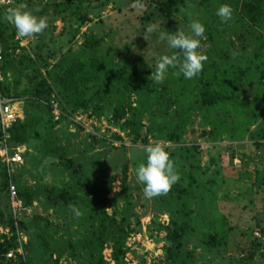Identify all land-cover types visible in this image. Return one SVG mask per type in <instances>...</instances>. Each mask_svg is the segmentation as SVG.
Here are the masks:
<instances>
[{"label":"rangeland","instance_id":"rangeland-1","mask_svg":"<svg viewBox=\"0 0 264 264\" xmlns=\"http://www.w3.org/2000/svg\"><path fill=\"white\" fill-rule=\"evenodd\" d=\"M165 1L8 0L5 4L3 12L10 7H21L47 19L48 27L33 37L18 36L6 21L2 25L7 41L16 48L12 60L15 63L20 59L25 61L26 56L36 62L34 72L26 70L21 73L18 89L25 88L27 81L36 82L43 77L52 88L50 98L60 104L62 112L58 122L50 120L48 123L49 115L42 102L41 112L32 106L39 103L38 100L31 105L24 97H12L21 118L24 111L33 118L38 114L30 129L36 135L30 140V146H23V163L12 167L4 165L8 185L16 181L27 189L38 191L30 206L23 207L21 201L14 202L18 208L15 214L13 209L11 211L16 220L18 245L13 250L16 258H29L27 264H87L82 254L72 255L64 244L60 249L50 248L53 254L48 258L39 247V240L34 235L28 237L31 232L28 225H24L25 231L18 226V221L39 217L40 227L43 229L49 224L44 232L59 245L78 238L89 227L85 215L77 218L71 209L49 208L44 199V188L79 193L71 167L64 165L66 159H72L84 169L85 184H100L101 173L106 174V178H113L107 195L108 214L120 219L126 212L125 206L129 208V233L120 264H169L165 237L167 227L172 226V201L167 200L171 196L145 199L142 186L135 179V168L144 160L143 147L160 144L169 152L180 176L175 184H188L192 179L196 183L195 199H191L190 207L191 216L199 223L200 229L206 230L208 223H215L219 228H229L230 234L227 251H214L213 256L200 246L198 239H193L185 244L191 258L182 255L179 264H264V184H260L257 178L259 172L264 173V138L256 129L257 125L264 123V99L258 78L243 69V64L252 57L256 43L248 33L245 34L247 40H240L237 36L242 31L239 27L251 30V26L234 8L230 22L219 21L216 8L224 3L233 7L231 0H213L207 5L202 0H192L167 18L158 10L159 3ZM58 2L60 5L55 6ZM239 18H242L241 25L236 22ZM193 20L200 21L206 28V38L201 39L198 49L208 58L202 71L214 67L226 68L228 72L236 69L239 77L234 88L237 108L257 115L241 138L235 137L237 131L232 127L229 111L225 113L203 106L199 97L194 96L195 77L186 80L172 68L159 82L153 79L156 57L169 54L166 41L158 38L159 31L175 32L179 28L187 34L190 31L188 25ZM149 26L156 31L148 33ZM79 58H86L93 66H99L96 80L86 85L84 96L90 99L95 92L100 94L97 99L89 101L87 108L72 110L66 98L63 99L54 89L50 75L73 72L71 68ZM139 63L145 65L156 83V91L168 98L167 118L172 119L175 110L183 115V130L177 142L165 139L167 125L162 133L148 129L149 120L144 117L140 133L147 143H133L129 130L122 125L125 118L116 121L112 117L115 82L126 77ZM73 75L75 78L79 74ZM5 77L7 82L12 80L11 73L0 67V89ZM74 84L69 83L70 89ZM124 85L126 105L135 106L138 93L143 92L146 84L130 77ZM95 109L102 113L96 115ZM244 121L247 123V115ZM162 122L160 119L159 123ZM46 141L57 149L46 151L43 147ZM123 164L128 167L126 193L121 189ZM8 204L7 190H1L0 185V209L5 218ZM9 236L8 225H0V241ZM236 245L239 249L235 248ZM250 251L252 259L247 261ZM110 253V247L106 246L103 257L108 264H114Z\"/></svg>","mask_w":264,"mask_h":264},{"label":"trees","instance_id":"trees-1","mask_svg":"<svg viewBox=\"0 0 264 264\" xmlns=\"http://www.w3.org/2000/svg\"><path fill=\"white\" fill-rule=\"evenodd\" d=\"M189 1L192 0H167L165 2H160L158 10L167 18L177 12ZM210 1L213 0H202L205 5ZM230 3H232V9L234 8V11H236L240 17L246 19L249 22L248 25L251 26V30L246 27H239L238 29L242 31L238 33L237 36L240 40H247V33L253 36L252 39H254L256 46L252 57L243 64V69L249 71L258 78L260 82L259 87L264 99V0H231ZM56 5L59 6L60 3L58 2L55 6ZM4 6L5 4H0V16L4 13ZM242 18L236 20L239 25H241ZM4 22L3 19H0V67L6 69V72L11 73L12 80L7 82V77H5V79L3 78L0 89L1 94L8 98L24 97L31 105L34 100H38L39 103L32 106H35L37 110L42 112V104L40 102L44 104L43 107L46 108V113L49 115L46 122L50 123V120L52 123L58 122L61 119L62 112L60 111V118L54 121L51 115L52 99L50 96L52 88H50L46 79L41 77L36 82L27 81L29 83L25 88L18 89L20 84L18 79H20L21 73H24L26 70L34 72L36 69V62L26 56L25 61L20 59L15 63L12 60V54L16 48L7 41L4 35L5 31L2 25ZM244 29H246V33ZM39 56L40 54H38V57ZM98 68L99 66H93L92 61L86 60V58L84 60L83 58H79L71 68L73 72L70 73L68 71L59 76L53 75V77L50 75L54 89L63 99L66 98V103L72 110L80 108L85 109L90 100L92 101L94 98H98L100 94L99 91L95 92L94 97L90 99L84 96V88L88 83L90 84L96 80V70H98ZM74 73H78V77L74 78ZM130 77H135L146 84V88L143 92L138 93V101H136L135 106H131L130 104L126 105L125 103L126 94L124 84L129 81ZM238 79L239 77L236 69L228 72L226 68L214 67L209 71H201L200 74L195 77L194 96L199 97L203 106L216 108L225 113L229 111L232 127L237 131V136L235 137L241 138L249 131V123L255 121L257 115L255 113L250 114L248 111L237 108L238 101L234 88L238 84ZM69 83H75L72 89L68 86ZM115 85L116 96L113 103L114 106L112 107V117L116 121L125 118L122 125L129 130L128 133L132 135L133 143H147L146 138H142L140 133L141 129L144 127L142 123L144 117L149 120L150 126H148V129L152 128L162 133V129L167 125V129L164 132L165 139L171 142H177L179 134L183 130V115L181 112H176L175 110L173 112L174 117L172 119L167 118L169 108L168 98L156 91V83L151 78L143 63H139L136 68L130 70L126 77L123 76L117 83L115 82ZM181 91L180 89V92ZM66 92L71 95L68 96ZM165 98L166 101L164 100ZM58 106L60 110V104H58ZM94 112L98 116L102 113L100 110L96 109ZM245 115H247V123L244 121ZM36 116L34 118H36ZM34 118L30 115L28 116V113L25 111L23 112V118L18 119L8 131L9 138L7 141L10 146L31 145L30 140L36 135L35 132H32L34 133L32 135L30 131L32 124L35 123ZM160 119H163L162 123H159ZM256 129L258 133H260V137L264 138V123L263 125H257ZM43 147L46 151H55L57 149L54 148L53 144L47 141L43 144ZM184 150L186 151L187 149L184 148ZM24 155L25 152H23L22 157H24ZM60 157L62 160L63 156L60 155ZM4 165L5 164L0 161V185L1 190H7V201L10 204L8 192L9 179L5 171L6 166ZM64 165L71 167L79 193H68L53 188H44V199L46 204L49 208L58 209H72L76 207L80 210L81 214L85 215L89 220V227L86 229L83 228L84 230L82 229L83 232L78 238L74 240L68 239L59 245L45 234L44 229L47 228L49 224H45L42 229L40 227L39 217L18 221V226H20L21 230L24 229L25 231L26 227H24V225H28V229L30 228L31 230V232H28V237L31 238V236L34 235L39 240L38 245L42 248L43 252L47 254L48 258L53 254L50 248L60 249V246L64 244L66 250L72 255L79 256V253L82 254L87 264H108L102 252L106 246H109L111 249L110 259L114 264H120L125 253V239L129 233L128 228L130 220L128 214L129 208L127 206H125V214H123L120 219H117L114 214L110 215L107 213V195L111 191L113 178H106V174L101 173L99 176L100 184L96 182L93 184H85V172L81 165L74 162L72 159H66ZM127 169V164H123L121 176V189L123 193L127 192ZM257 178L260 184H264V173L259 172ZM13 183L16 190V199L21 201L23 207L30 206L34 197L38 195V191L27 189L20 182L13 181ZM195 187L196 183L192 179L188 184H174L167 193L168 196H171L167 198V200L172 201V205L168 201L172 207V212L170 214L172 226L167 227V234L165 237V253L169 264H179L182 255L188 256L189 259L191 258L192 255L186 250L185 244L193 239H198L200 246L212 256L215 255V253H212L214 251L223 253L228 249L229 228L223 229L219 228L215 223H208L206 230H201L199 223L191 216L193 214L190 206L192 204L191 199L195 197ZM9 204L6 218L4 217L3 211L0 209V225H8L11 234L8 238H3V240L0 241V264H27L30 261L29 258L28 260H23L21 257L16 258V256H14L8 258L6 256L10 250L13 251L18 245L15 236L16 220L13 219L11 213L12 208ZM32 228H34V230H32ZM29 242H31V240H29ZM235 248L239 249V245H236ZM249 254V256L247 255L248 258H246L247 261L252 259L251 251ZM60 256L61 254L58 253V257Z\"/></svg>","mask_w":264,"mask_h":264},{"label":"clouds","instance_id":"clouds-1","mask_svg":"<svg viewBox=\"0 0 264 264\" xmlns=\"http://www.w3.org/2000/svg\"><path fill=\"white\" fill-rule=\"evenodd\" d=\"M35 11H39L36 9ZM215 15L221 23H228L233 18V9L227 4H220ZM0 19L11 24L20 37H33L41 34L47 27V19L38 16L27 8L10 7ZM189 33L179 28L175 32L168 30L159 31L158 38L166 41L169 54H162L155 59V72L153 79L162 80L170 69L175 68L186 80L198 76L207 62V55L198 49L201 39H205V25L198 20H193L188 25ZM156 29L147 28L148 33ZM144 160L135 168V179L142 186L145 199H153L166 195L172 186L180 179L175 165L168 151L160 144H147L143 147ZM75 217H80L81 212L76 207L71 209Z\"/></svg>","mask_w":264,"mask_h":264},{"label":"built area","instance_id":"built-area-1","mask_svg":"<svg viewBox=\"0 0 264 264\" xmlns=\"http://www.w3.org/2000/svg\"><path fill=\"white\" fill-rule=\"evenodd\" d=\"M8 0H0V4H6ZM0 60H1V46H0ZM51 115L53 120L60 118V110L58 102L51 100ZM21 119V113L16 106L14 99L8 98L0 94V161L7 167L21 165L23 163L22 154L24 152L23 145L10 146L8 144L9 129L18 120ZM9 198L11 207L15 214L18 207L14 206V202H20L16 199V190L14 185L8 186ZM6 256L8 258L14 257V252L9 251Z\"/></svg>","mask_w":264,"mask_h":264},{"label":"crops","instance_id":"crops-1","mask_svg":"<svg viewBox=\"0 0 264 264\" xmlns=\"http://www.w3.org/2000/svg\"><path fill=\"white\" fill-rule=\"evenodd\" d=\"M11 99H13V98H11Z\"/></svg>","mask_w":264,"mask_h":264}]
</instances>
